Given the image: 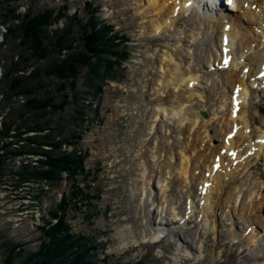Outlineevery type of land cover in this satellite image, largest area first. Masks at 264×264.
<instances>
[{
    "label": "rangeland",
    "instance_id": "rangeland-1",
    "mask_svg": "<svg viewBox=\"0 0 264 264\" xmlns=\"http://www.w3.org/2000/svg\"><path fill=\"white\" fill-rule=\"evenodd\" d=\"M118 1L2 0V3L9 2L14 7H18L16 13L20 15L25 13L27 8H31L33 12L52 9L55 13H62L66 8L64 15L49 27L50 35L54 31H60L68 26L71 29L70 36L74 38L73 45L64 49L63 54L75 52L79 46H83L80 29L88 18L86 11L92 8L96 9L95 15L99 22L110 25L113 33L121 37L120 42L122 43H119L116 48L120 52V57L113 54L108 56V52H102L105 58L111 56L117 58V63L113 64L111 73L104 72L102 63L96 62L95 66L97 64L99 68L84 66L81 67L82 71L75 72L76 77H70L68 74L66 79H58L56 76L49 75L45 69L49 62L56 59V54L44 59H39V55L34 54L31 59L17 65L21 66L19 74L22 73V78L29 75L33 69L39 68L40 77L29 76L27 78H40L42 88H39V90L41 89L39 93L53 94L56 96L54 100L57 104L66 101L60 91V86L64 87L63 84L72 78L75 81V96L68 95L71 98L67 100L69 104L65 105L66 110L62 109L60 113L54 115V118L58 116L56 124H59L62 132L66 134L71 131L81 133L82 136L76 142L63 143L62 150L74 151L82 156L84 170H78L70 181L67 179V173L63 172L57 182L39 181L33 178L26 180L25 176L21 179L16 174L11 175L10 172L0 174V264H4L10 249L15 250L12 264H39V262H33L29 257L34 252H38L43 244L42 241H45V233L43 235L41 227L44 226L45 230L52 231V228L58 223L57 218H52V214L61 215L60 205H65L67 208L65 226L67 225L69 229L65 233L61 232V240L57 238L60 245L62 244V247L66 249L67 253L64 256L71 254L76 256L83 247L87 253L85 256L88 259H86L88 264H130L137 261H141L142 264H257L258 260L259 264H264V257L261 256L264 248L260 245L262 252L255 251L254 249L258 245H247L244 241L246 233L241 231L242 229L249 231L250 228L247 236L257 230L262 234L264 231V222L258 219V212H254L258 208L264 216V185L260 184L259 179L253 176L254 171L250 172L249 170L251 169L249 160L260 161V159L251 155L253 148L247 147L248 145L244 142L241 144L240 155L235 157L238 162L232 168H228L226 165L231 156H227L228 152L223 146L226 129L222 130L219 137L214 136L209 142L203 141L199 146L197 145L199 151L208 154L207 146L213 148L216 144H220L215 149L217 155H209L207 161L199 162V168H196L194 172L199 174L200 166H203L204 170L198 180L202 182L203 174H205L207 188L210 189L209 197L205 201L211 203L212 211L205 204L204 212L201 213L199 212L200 208L195 207L196 202H192L193 212L185 221V226H183L185 229L179 224H171V206L175 207L176 211L180 209L186 214V205L183 199L185 197L186 202L187 197L194 198L196 190L189 194L185 183L176 177L169 178L166 186L169 195L167 197L163 195L165 199H168L162 203L163 197H160L162 190L156 184L157 177L152 175L159 170V165L162 163L157 155L160 136L172 141L171 133L176 126L172 118L157 116L151 122L149 116L146 115L154 105V101L160 97L157 89H154V87L157 88V85L151 78L158 72L157 56L162 52V48L171 41L172 35H179L181 39H186L181 32L189 27L193 22V17L186 13V16L184 15L181 21L179 20L181 24L175 26L178 28L174 34L172 31L168 30L167 32L166 30L165 33L170 36L168 34L161 36L163 30L159 33L148 34L142 18L136 12L138 5L131 0ZM88 2L91 4L90 8H88ZM216 12H220V7H217ZM75 13H78V16L82 18L80 19L81 23L71 19ZM15 22L11 21L10 24H18ZM4 30L5 28L0 22V41ZM206 35L208 34L200 32L196 39H191L190 47L186 51V47L182 49V46L174 51L171 50L174 55L185 56V53L188 52L185 56L186 60L196 63L194 55L206 48ZM153 37L156 39L149 40ZM6 46L9 47L6 48V51H0V80L3 78L6 68L9 66L11 68V61H17L18 57V53L12 50L11 42ZM25 56L28 54L25 53ZM90 56L92 55L90 54ZM22 67L24 71H22ZM214 68L215 72H223L230 67L227 69L224 67L221 70L217 69V66ZM95 69L96 72H94ZM90 70L92 71L90 72ZM35 81L38 80L35 79ZM210 81L213 83V79ZM210 81L206 88L210 85ZM258 83L260 82L258 81ZM203 84L205 86L204 81L201 82V85ZM224 86L226 90L229 88L224 79L219 78L217 90L219 91ZM259 86L261 85L259 84ZM2 91L3 89L0 88V99ZM218 91L214 96L219 97ZM257 93L260 94V90L255 94ZM259 96L262 100L258 101L254 97L253 101L260 103L264 112V94ZM227 100L228 105L230 103L229 95ZM209 109V104H206L203 110L206 120L210 118L207 114ZM117 114L120 115V120L114 121ZM125 115L126 118L123 120L122 116ZM157 122L162 126L158 132L155 131ZM149 123L150 125L154 123L155 128H149ZM208 123L216 125L217 120L213 118ZM56 124L55 127H57ZM144 125L145 127L140 130ZM217 129L216 125L211 129V132L217 134ZM138 130L139 134H136ZM47 131L45 130V132ZM117 131L120 136L129 138L127 142L120 144L119 154L115 149L114 142L112 143ZM27 134H33V132ZM67 137L73 139L69 135ZM110 150L114 152V155L107 157ZM245 150H248V153L243 159H240ZM36 157L29 158L28 163L30 165L37 164L33 161ZM167 159V152H165L164 160ZM2 162L11 170H14L16 165L22 164L19 157L14 159L6 157ZM214 163H220L222 169L216 170V173L206 174L205 165L211 167V164L213 166ZM191 165L189 167H192ZM263 166L264 164L260 165L261 168ZM210 174L213 176L212 178L208 177ZM262 176L264 177V169ZM149 178H151V187L147 182ZM228 180H234V182L229 184L225 193H220L219 189L225 186L223 181ZM199 181L196 183V189ZM173 182L179 184L177 190L170 187ZM187 182L190 183V178H187ZM187 185L191 186L192 183ZM181 186L183 187L180 192ZM193 187L195 188V185ZM166 191L164 192L166 193ZM182 192L183 196L180 194ZM234 192H237L236 203L234 202ZM216 193L219 194L218 201ZM148 194L153 197V204L149 207L153 215L155 214L153 217L150 216L146 208L148 203H151L146 200ZM176 194H180L179 198ZM63 200H67L66 204ZM216 202L219 207L215 206ZM245 202L249 206H245ZM242 205L245 207L243 210L240 209ZM234 208L237 213L234 212ZM197 214H200V217ZM205 214L206 221H203ZM247 214L252 220L247 222L243 228L244 221L241 215L248 217ZM253 220H260L263 229H251L255 224ZM232 222H237L241 230H238L240 228H237ZM171 230L174 231V236L170 234ZM67 233L70 236H66ZM158 233L161 234V237ZM233 235L235 236L232 237ZM153 236H157V238L153 239ZM249 237H254L258 243L262 238L254 234H250ZM48 239H50L49 236ZM124 240L131 241L123 247L121 244ZM261 242L264 244V239ZM190 246L193 249H190ZM245 255L248 258L253 256L255 258L246 259ZM69 260L74 261L71 257Z\"/></svg>",
    "mask_w": 264,
    "mask_h": 264
},
{
    "label": "bare ground",
    "instance_id": "bare-ground-1",
    "mask_svg": "<svg viewBox=\"0 0 264 264\" xmlns=\"http://www.w3.org/2000/svg\"><path fill=\"white\" fill-rule=\"evenodd\" d=\"M131 1L138 5L136 12L142 18V22L148 34L159 33L161 30L164 31L160 34L161 36L168 34L165 33L166 30L167 32L168 30L172 31L174 34L178 28L175 26L181 24L179 20L181 21L186 13H188V16L191 15V17H193V22L187 29L181 32L186 39H181L179 35H172L171 41L162 48V52L157 56L156 63L158 62V72L160 71L161 73L157 72L151 78L153 83L157 85V88L154 87V89H157V93L160 97L157 101H154V105L146 115L147 117L149 116L151 122H153L152 119L157 116H166L175 121L176 128L173 130V133H171L173 136L172 141L160 136L157 155L162 163L159 165V170L154 172L152 176L157 177L156 184L158 188L162 190L160 197H163V195L167 197L169 195L168 191H166V186L168 184L167 179L169 178L173 179L176 177V179H180L188 187L187 190L189 194L196 190L194 198L192 197L189 199V197H187L186 202L185 197L183 199L186 205V214L180 209L176 211L175 207L173 208V206H171V224H179L180 227L185 229V227H183L185 226V221H187L189 214L193 212L191 206L192 202H196L195 207L200 208L199 212L201 213L204 212L203 208L205 204L209 209L212 206L211 203L205 201L210 194V189L207 188L208 184L205 181V174H203L204 179L202 182L198 180L204 170L203 166H200L201 170L199 174H195L194 172L196 168H199V162L204 163L207 161L209 155H217L215 149L218 148L220 144H216L213 148L207 146V148H209L208 154L199 151L197 145L199 146L203 141L209 142L214 136L219 137L222 130L226 129V138L223 146L227 150L228 155L231 156V158L234 157L235 162L237 161L235 157L241 153L242 143L245 142V144L248 145L247 147L253 148L251 155L260 159V161L254 159L249 160L251 165V169L249 170L250 172L254 171L253 176L259 179L260 184L262 183L264 185V177L262 176L264 166L263 168L260 167V165L264 164V112L262 111L260 103L253 101L254 97L257 98L258 101L262 100L259 95L264 94V77L259 78V73L264 71V0H234L235 2H232L226 12L225 4L220 0H205L202 8L200 7L201 5L198 7H196V5L191 7L189 5L190 0ZM115 2L119 1L115 0ZM194 2L196 4L195 0ZM199 2L200 0H197V3ZM245 4H247V6ZM217 7H220V12L218 13L216 12ZM204 9H207V11L203 12ZM200 32L208 34L206 35L207 45L205 46L206 48L194 55L196 63H191L189 62L190 60H186L185 56L188 52L185 53V56L181 54L174 55V49L179 48V46H182V49L186 47V51V49L190 47L191 39H196ZM168 35L170 36V34ZM154 39L156 38L153 37L149 40ZM224 49L225 52H223ZM225 57L228 58V61L223 65L222 61ZM218 61L219 63L217 65L216 62ZM215 66L230 68H228L227 71L215 72ZM219 78H223L224 82L227 83L229 86L227 90L225 86L219 91L217 90ZM210 79H213V83H211L210 87L206 88V83ZM203 81L205 82V86L204 84H200ZM258 81L260 83H258ZM259 84L261 86H259ZM259 90L260 94H255ZM217 91L219 97L214 96L217 94ZM254 94L255 96H253ZM228 95L230 97V103L227 105ZM206 104H209L210 107L207 112L208 117H210L208 120L203 116L205 114L203 110ZM117 117L118 119H116ZM122 117L124 120L126 115ZM119 118L120 115L117 114L114 121H119ZM213 118L217 120V134L211 132V129L216 125H210L208 123V121ZM158 122L155 129L156 132L162 128L161 123ZM219 123H221L220 126ZM144 127L145 125L140 130ZM149 128H155V124L152 123ZM118 132L119 131L115 133V138L114 140L112 139V143L114 142L115 149L119 154L120 144L127 142L129 138L120 136ZM136 134H139V130ZM166 143L168 144L166 145ZM165 152H167L168 158L166 161L164 160ZM247 153L248 150H245V154ZM113 155L114 152L110 150L106 156L111 157ZM231 158L226 165L228 168L234 166V161ZM190 165L192 167H189ZM205 167L207 168L206 174L216 173L213 166L209 167L205 165ZM208 177L212 178L213 176L210 174ZM187 178H190V183L187 182ZM198 181L199 184L196 189V183ZM147 182L151 187V178H149ZM186 182L187 184L192 183V185L188 186ZM223 182L225 186L219 189L220 193H225V189L229 187V184L234 182V180ZM178 185L179 184L173 182L170 187H173V190H177ZM194 185L195 188L193 187ZM182 187L183 186H181L180 192ZM164 191H166V193ZM249 192L252 191L249 190ZM180 194L183 196V192ZM180 194H176L178 198ZM216 196L218 197V201L219 194L216 193ZM233 196L234 202L236 203L237 192H234ZM152 198L153 197H150L149 194L146 198L147 201L151 202L146 206L147 212L151 217L155 215H153L149 208L150 205L153 204ZM167 199L168 198L165 199V197H163V200H160L164 203ZM217 204L218 202H216L215 206L219 207ZM245 206L249 205L245 202ZM240 209H245L244 205H242ZM233 210L237 213L236 208ZM210 211H212V209H210ZM254 212H258V219L264 222V216L261 214L260 210L257 208ZM247 215L248 217L241 215L244 221L243 228L247 222L252 220L250 215ZM197 216L200 217V214H197ZM260 220H253L255 224L251 229H263ZM203 221H206V214L204 215ZM232 223L237 228H240L238 230H241L237 222ZM173 230L170 231V234L174 236L175 233ZM241 231L246 233L244 239L245 243L247 245H258L254 250L262 252L264 244H262L261 241L264 239V231L263 234L258 230L250 233L262 237L259 243L255 241L256 239L254 237H249L250 234L247 236L250 228L249 231H245L244 229ZM234 236L235 235L232 237ZM159 237H161V234ZM156 238L157 236H153V239ZM129 241L131 240H124L121 245L124 247ZM191 248L193 249V247L190 246V249ZM261 256L264 257V251ZM245 258L254 259L255 256L248 258V256L246 257L245 255ZM259 263L258 260L257 264Z\"/></svg>",
    "mask_w": 264,
    "mask_h": 264
},
{
    "label": "trees",
    "instance_id": "trees-1",
    "mask_svg": "<svg viewBox=\"0 0 264 264\" xmlns=\"http://www.w3.org/2000/svg\"><path fill=\"white\" fill-rule=\"evenodd\" d=\"M87 5L88 8L91 7L89 2ZM17 9L18 7H14L9 2L2 3V0L0 1V22L5 28L0 41V51H6V48H9L6 46L7 43L11 42L12 50L18 53L17 61H11V68L10 66L6 68L3 78L0 80V88L3 89L0 99V149L2 151L0 154V174L10 172L11 175L16 174L19 178L25 176L27 177L26 180L33 178L39 181L57 182L61 174L65 172L70 181L78 170H84L83 157L74 151L62 150V146L67 141L70 142L69 144L73 141L76 142L82 135L76 131H71L68 134L62 132L59 124H56L58 116L54 118V115L65 109V105L69 104L67 100L71 98L70 96H75V81L72 78L63 84L64 87L60 86V91H62L66 101L57 104L54 100L56 96L53 94L39 93L41 90L39 88H42L40 78H35L38 81H35L34 78H27L29 76L40 77L39 68L33 69L29 75L22 78V73L19 74L21 66L18 67L17 65L31 59L34 54L39 55V59L56 54V59L49 62L45 69L49 75L56 76L58 79H66L68 74L70 77H76L75 72L82 71L83 68L81 67L84 66L99 68L97 64L95 66L96 62L102 63L104 72L111 73L113 64L117 63V58L113 56L105 58L102 52H108V56L113 54L120 57V52L116 48L122 42L112 32L110 25L99 22L95 15L96 9L92 8L86 11L88 18L80 29L83 46H79L75 52L63 54L64 49L73 45L74 38L70 36L71 29L68 26L60 31H54L50 35L49 27L59 20L60 16L64 15L66 8L62 13H55L52 9L33 12L31 8H27L22 15L16 13ZM72 17L71 19L81 23L80 19L82 18L78 16V13ZM11 21H17L15 23L18 24L12 25L10 24ZM25 53L28 56H25ZM124 56L128 57L127 55ZM125 57L121 58L124 59ZM94 60L96 61L94 62ZM22 71H24L23 67ZM96 71L95 69L94 72ZM87 75L89 76V72ZM7 76L8 78H6ZM42 79L46 80L45 78ZM64 90L67 92H63ZM55 124L57 127L54 126ZM45 130L48 131L45 132ZM30 132L33 134H27ZM67 135L73 139L68 138ZM33 156H37L33 160L37 164H32V166L28 160ZM6 157L11 159L19 157L22 164L16 165L14 170H11L2 162ZM66 201L63 200L65 204ZM60 208L61 215L52 214V218H57L58 222L52 231L45 230L44 226L41 227L43 235L44 233L46 235H44L45 241H42L43 244L39 251L31 254L29 259L33 262H39V264H88V259L85 256L87 253L83 247L76 256L73 254L64 256L67 253L66 249L62 247V244L60 245L57 238L61 240V232L65 233L69 229L67 225L65 226L67 208L65 205H60ZM66 236H70V234L67 233ZM80 239L83 238L80 237ZM14 251V249L9 250L4 264H12ZM69 257L74 261H70ZM132 264H142V262L138 261Z\"/></svg>",
    "mask_w": 264,
    "mask_h": 264
},
{
    "label": "snow or ice",
    "instance_id": "snow-or-ice-1",
    "mask_svg": "<svg viewBox=\"0 0 264 264\" xmlns=\"http://www.w3.org/2000/svg\"><path fill=\"white\" fill-rule=\"evenodd\" d=\"M228 3H231V0H227Z\"/></svg>",
    "mask_w": 264,
    "mask_h": 264
}]
</instances>
